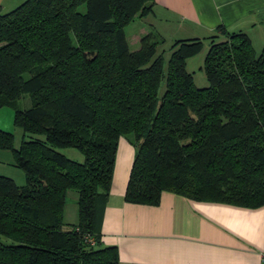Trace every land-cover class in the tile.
<instances>
[{
    "label": "trees",
    "instance_id": "obj_1",
    "mask_svg": "<svg viewBox=\"0 0 264 264\" xmlns=\"http://www.w3.org/2000/svg\"><path fill=\"white\" fill-rule=\"evenodd\" d=\"M151 5L22 0L0 13V106L13 108L22 131L14 146L0 128V148L24 179L0 173V264H116L93 215L109 190L117 139L127 133L134 153L126 201L152 204L168 190L264 203V45L256 53L244 31L217 25L201 64L207 85L195 86L185 59L202 38L173 39L165 60L155 31L129 48L125 24ZM23 93L29 104L18 107ZM64 146L82 159L58 150ZM67 188L77 192L76 220L64 227Z\"/></svg>",
    "mask_w": 264,
    "mask_h": 264
},
{
    "label": "crops",
    "instance_id": "obj_2",
    "mask_svg": "<svg viewBox=\"0 0 264 264\" xmlns=\"http://www.w3.org/2000/svg\"><path fill=\"white\" fill-rule=\"evenodd\" d=\"M217 25L244 31L252 45H264V0H152L151 9L125 24L124 31L137 47L140 35L149 30L170 43L207 39ZM117 141L109 190L93 215V230L102 245L114 246L116 264H263L264 203L196 200L168 190L152 204L126 201L134 146ZM0 155L14 163L9 149L0 148ZM75 210L68 215L63 203L66 222L75 220Z\"/></svg>",
    "mask_w": 264,
    "mask_h": 264
},
{
    "label": "rangeland",
    "instance_id": "obj_3",
    "mask_svg": "<svg viewBox=\"0 0 264 264\" xmlns=\"http://www.w3.org/2000/svg\"><path fill=\"white\" fill-rule=\"evenodd\" d=\"M0 1H1L0 13H2V12H5L11 9L12 7H14L17 3H19L22 0H0ZM125 37H126V34H125ZM217 39H220V37H218ZM126 40H127L129 48L132 49L133 47H136V46H133L134 44H132L131 40H130V43L128 42L127 38ZM253 43H254L253 47L255 49V52L257 53L260 50L261 46L259 47V45L261 44H258V42L256 41ZM168 45H169L168 42H162L161 44L157 45V51L161 48H165L163 52L164 60L166 59L168 55V50H167ZM207 45H208V39L204 38L202 40L201 48L196 53L191 55L189 58L187 57V59H185L186 61L185 67L187 70L191 72L193 84L198 87L207 85V80L201 68L202 59L206 51ZM162 89H163V86L161 85L158 90L159 93L162 91ZM28 104H29V96L27 93H23L21 97H19V99L17 100V106L25 107ZM12 115H13V108L11 106H7V105L0 106V128L4 130H8L12 133L13 145L17 146L22 138V131L17 125H15L12 122ZM130 135H131L130 133H127L126 135H120L118 137V140L122 138L124 141L125 140L128 141ZM24 137H26V135ZM117 144H118V141H117ZM58 150L64 153L66 156L71 157L73 159H76V160L82 159L81 152L73 146L59 147ZM115 152H117V145H116ZM7 159L8 158H6L5 156L0 155V171H4L7 174H11L9 176H11L16 183L18 184L23 183L24 179L22 180L23 178L22 170L19 167H17L13 162H10ZM0 173H3V172H0ZM76 197H77V192L74 188L66 189L65 195H64V204H65V209L68 215L73 214L74 207L76 208V205H75ZM74 217L76 220V210H75ZM62 219L64 222L63 226L67 227L68 226L67 224H69V222H66V217L63 216ZM75 220L71 223H74Z\"/></svg>",
    "mask_w": 264,
    "mask_h": 264
},
{
    "label": "built area",
    "instance_id": "obj_4",
    "mask_svg": "<svg viewBox=\"0 0 264 264\" xmlns=\"http://www.w3.org/2000/svg\"><path fill=\"white\" fill-rule=\"evenodd\" d=\"M86 241H88L89 243H92L93 242V239L90 237V236H86ZM262 259H263V264H264V255H262Z\"/></svg>",
    "mask_w": 264,
    "mask_h": 264
}]
</instances>
